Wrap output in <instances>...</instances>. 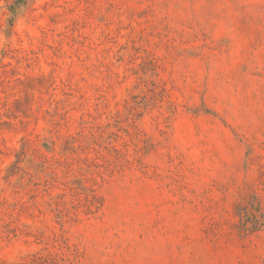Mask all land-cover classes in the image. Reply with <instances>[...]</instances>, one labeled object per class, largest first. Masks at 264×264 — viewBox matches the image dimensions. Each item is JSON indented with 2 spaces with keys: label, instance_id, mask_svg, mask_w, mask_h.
<instances>
[{
  "label": "rangeland",
  "instance_id": "rangeland-1",
  "mask_svg": "<svg viewBox=\"0 0 264 264\" xmlns=\"http://www.w3.org/2000/svg\"><path fill=\"white\" fill-rule=\"evenodd\" d=\"M0 0V264H264V0Z\"/></svg>",
  "mask_w": 264,
  "mask_h": 264
},
{
  "label": "trees",
  "instance_id": "trees-1",
  "mask_svg": "<svg viewBox=\"0 0 264 264\" xmlns=\"http://www.w3.org/2000/svg\"><path fill=\"white\" fill-rule=\"evenodd\" d=\"M27 0H15L14 4L11 6V12L14 14L17 12V10L26 4Z\"/></svg>",
  "mask_w": 264,
  "mask_h": 264
}]
</instances>
